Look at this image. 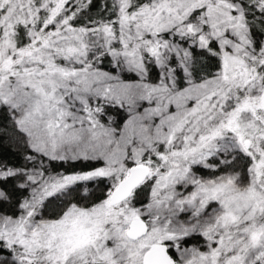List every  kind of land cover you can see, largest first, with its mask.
Masks as SVG:
<instances>
[{
    "label": "snow or ice",
    "instance_id": "snow-or-ice-1",
    "mask_svg": "<svg viewBox=\"0 0 264 264\" xmlns=\"http://www.w3.org/2000/svg\"><path fill=\"white\" fill-rule=\"evenodd\" d=\"M0 264H264V0H0Z\"/></svg>",
    "mask_w": 264,
    "mask_h": 264
},
{
    "label": "trees",
    "instance_id": "trees-1",
    "mask_svg": "<svg viewBox=\"0 0 264 264\" xmlns=\"http://www.w3.org/2000/svg\"><path fill=\"white\" fill-rule=\"evenodd\" d=\"M22 151L23 149L17 148L14 142H10L5 138L0 144V159H5L13 165H19L23 162L20 155Z\"/></svg>",
    "mask_w": 264,
    "mask_h": 264
}]
</instances>
